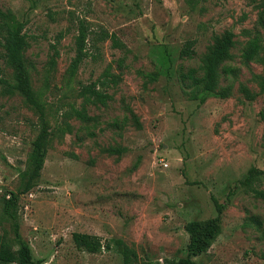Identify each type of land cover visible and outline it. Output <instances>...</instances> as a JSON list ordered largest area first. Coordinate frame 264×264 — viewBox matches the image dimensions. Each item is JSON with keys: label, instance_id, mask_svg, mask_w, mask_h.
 <instances>
[{"label": "rangeland", "instance_id": "374dc122", "mask_svg": "<svg viewBox=\"0 0 264 264\" xmlns=\"http://www.w3.org/2000/svg\"><path fill=\"white\" fill-rule=\"evenodd\" d=\"M262 0H0L24 23L26 65L35 89L59 56L45 96L51 109L83 106L71 132L50 141L39 183L19 194V238L38 264H122L120 240L141 261L187 256L185 224L218 215L217 235L196 264H264V7ZM89 55L68 90L67 68L80 24ZM234 33L216 88L191 96L185 73L199 68L213 36ZM113 37L122 45L114 46ZM257 40L251 59L242 56ZM192 41L190 56L180 51ZM2 48L0 47V54ZM3 73L11 69L0 57ZM118 83L106 104L76 96L104 71ZM98 88L100 86L98 85ZM37 115L0 87V211L26 167ZM117 121V125L112 123ZM139 123V125L137 124ZM124 148L121 155L107 152ZM251 171V172H250ZM216 204H221L218 213ZM13 247L12 223L0 221ZM74 232L98 235V253L76 248ZM17 264V263H10Z\"/></svg>", "mask_w": 264, "mask_h": 264}, {"label": "trees", "instance_id": "16d2710c", "mask_svg": "<svg viewBox=\"0 0 264 264\" xmlns=\"http://www.w3.org/2000/svg\"><path fill=\"white\" fill-rule=\"evenodd\" d=\"M261 4L264 7V0H262ZM23 28L24 23L18 20L11 10L4 11L0 8V47L2 48L0 57L3 59L4 65L11 69L10 76H0L1 91L8 95L16 94L21 96L24 104L37 115V133L32 140V149L28 155L26 167L19 174V187L16 192L10 191L7 198L3 197L0 211V221L6 219L12 223L13 233L18 239L19 246L15 249L8 240L6 233H0V264H38L40 262L34 261L29 244L19 238V225L14 210L19 194L26 193L38 185L50 141L53 137H63L71 132V125L68 119L71 116H75L82 121L91 119L83 106L77 108L70 103L67 108L53 110L47 102L45 94L49 89V73L53 70L59 56L57 45L62 33H59L56 41L50 45L52 53L44 84L40 89H35L24 57L28 41ZM87 36V28L81 23L75 37V54L67 68L65 84L68 90H73L70 83L75 78L81 63L89 55L87 51ZM233 38L234 33L230 30L222 35H214L213 45L209 47L199 67L202 70V75H197V69L195 68H190L185 73V77L190 81L189 84L193 86L191 90L193 98H196V93L199 90L212 92L216 88L218 68L230 56L229 50L234 44ZM112 40L114 46H122L114 37ZM191 46L192 41H187L181 49L180 55L190 56L192 53ZM257 49V40L249 42L242 53L243 58L251 59ZM2 73L3 69L0 66V74ZM117 83L118 78L106 70L97 81L81 85L76 96L82 97L87 102L104 105L111 98L104 89L115 86ZM98 85L100 88H98ZM261 89L264 92V83H262ZM112 124L117 125L118 122L114 121ZM137 124L139 125L138 122ZM107 152L121 155L124 152V148H110ZM257 194L264 196V191H259ZM216 209L220 213L222 205L216 204ZM218 223V215L204 220L188 221L184 227L188 233L187 256L180 258L176 264H196L193 258L208 252L216 238ZM72 239L76 248L88 253H98L102 248H112L110 243L103 244L98 235L74 232ZM116 245L120 247L119 252L122 264H160L139 260L137 253L120 240L116 241Z\"/></svg>", "mask_w": 264, "mask_h": 264}]
</instances>
